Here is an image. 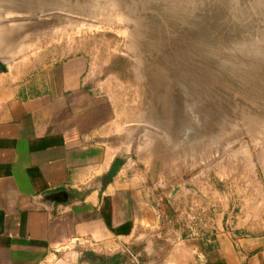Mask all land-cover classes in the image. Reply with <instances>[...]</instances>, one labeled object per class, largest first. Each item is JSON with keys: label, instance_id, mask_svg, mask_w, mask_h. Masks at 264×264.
<instances>
[{"label": "rangeland", "instance_id": "obj_1", "mask_svg": "<svg viewBox=\"0 0 264 264\" xmlns=\"http://www.w3.org/2000/svg\"><path fill=\"white\" fill-rule=\"evenodd\" d=\"M77 54L129 130L145 223L73 260L191 264L193 239L264 234V0H0L2 88Z\"/></svg>", "mask_w": 264, "mask_h": 264}, {"label": "crops", "instance_id": "obj_2", "mask_svg": "<svg viewBox=\"0 0 264 264\" xmlns=\"http://www.w3.org/2000/svg\"><path fill=\"white\" fill-rule=\"evenodd\" d=\"M89 69L77 54L0 86V264H78L80 249L125 246L144 227L129 130ZM190 244L191 264H264L263 233L220 231Z\"/></svg>", "mask_w": 264, "mask_h": 264}, {"label": "water", "instance_id": "obj_3", "mask_svg": "<svg viewBox=\"0 0 264 264\" xmlns=\"http://www.w3.org/2000/svg\"><path fill=\"white\" fill-rule=\"evenodd\" d=\"M4 71H6V67H5V65L1 62V60H0V72H4ZM66 197L68 196V194H67V192H65V191H63L62 192ZM54 200H56V201H60L61 199L59 198V197H56V199H54Z\"/></svg>", "mask_w": 264, "mask_h": 264}, {"label": "trees", "instance_id": "obj_4", "mask_svg": "<svg viewBox=\"0 0 264 264\" xmlns=\"http://www.w3.org/2000/svg\"><path fill=\"white\" fill-rule=\"evenodd\" d=\"M117 163H121V161L118 160V161L115 162L114 167L112 168V172L115 171V167H116L115 165H116Z\"/></svg>", "mask_w": 264, "mask_h": 264}]
</instances>
